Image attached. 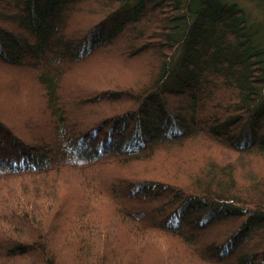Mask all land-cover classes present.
<instances>
[{
    "label": "trees",
    "instance_id": "1",
    "mask_svg": "<svg viewBox=\"0 0 264 264\" xmlns=\"http://www.w3.org/2000/svg\"><path fill=\"white\" fill-rule=\"evenodd\" d=\"M86 1L0 0V60L35 77L44 118L30 138L0 119V264H264V0H93L119 5L71 29ZM123 35L150 78L76 108L70 67ZM183 149L173 175L148 169Z\"/></svg>",
    "mask_w": 264,
    "mask_h": 264
},
{
    "label": "rangeland",
    "instance_id": "2",
    "mask_svg": "<svg viewBox=\"0 0 264 264\" xmlns=\"http://www.w3.org/2000/svg\"><path fill=\"white\" fill-rule=\"evenodd\" d=\"M118 3H110L108 7L104 8L101 5L94 3V1L89 0L83 2L77 9L79 11L73 13L70 19V28L74 30H85L92 22L98 21L101 17L106 15L109 11L118 7ZM131 38V37H130ZM128 38L127 35H123L115 42L114 46L110 49H99L94 54L84 59L81 62L75 63L72 67H70L69 77L71 78L72 88H64L65 92H71L76 96L75 101L77 102L76 108L84 109L86 103H80V101L84 99L78 98H86L83 93L86 92H95L101 91L105 88L111 87L112 81H122L129 82L133 80L136 76L134 70L139 69L142 70V75H140V79H149L150 77L146 73L149 68V64L146 63L149 61L147 57H140L134 60L125 59L121 53V50H126L129 45H132V40ZM129 61V62H128ZM42 91L38 89L36 85V79L32 76L31 72L28 70L6 66L4 62L0 60V119L5 122L6 126L10 129L11 132L16 133L17 135L30 138L32 136L33 128L30 127L34 124L36 120V124L41 126V122L44 118L41 116L42 112V101L41 97ZM74 97V96H73ZM88 98V97H87ZM79 100V102H78ZM103 103V102H102ZM130 102L123 104V101L111 105L102 104L100 105V110L98 113V118L94 114L90 116L89 122H96L98 119L100 120L102 115L113 113L119 111L121 108L124 109V106H128ZM85 104V105H83ZM88 104V103H87ZM89 107L94 106L93 104H88ZM109 107V108H108ZM124 107V108H123ZM41 116V117H40ZM96 117V118H95ZM34 122H33V120ZM26 125V126H25ZM34 135V134H33ZM193 147L197 148L196 145ZM190 149L191 146H189ZM200 148V147H198ZM190 149H183L182 151L176 154L178 157L171 156L169 154L159 152L156 156L150 159L151 164H148V169H152V171L165 173L174 172L173 165L170 163L169 159H173V163L177 160H189L191 158ZM189 150V151H188ZM172 157V158H169ZM198 158V157H197ZM196 161V160H195ZM203 161H205L204 157H200L198 162L195 163V167L199 164L203 165ZM170 168V171L168 170ZM130 168V167H128ZM198 168V167H197ZM115 172H120L118 167L114 168ZM125 172H131L129 169L124 170ZM151 171V172H152ZM172 171V172H171ZM103 173V172H102ZM100 172V174H102ZM175 173V172H174ZM104 174V173H103ZM158 174V173H156ZM168 175V174H167ZM183 176V175H182ZM183 178V177H180ZM185 178V177H184ZM183 178V179H184ZM107 206V207H106ZM105 208L107 211H102L99 213V216L102 218H107L111 215L110 204H107ZM68 219V216H66ZM54 219L48 220L50 223ZM64 224H67V221L59 219L58 227H61L62 230ZM48 226H51L47 224ZM62 233V232H58ZM123 237L128 239L129 233H123ZM128 242V240H127ZM73 244V245H72ZM77 243L74 239L71 240V246L67 245L64 251L66 253V258L69 260H76V251L75 248ZM94 247H98L94 246ZM106 250H109V247H105ZM104 249V250H105ZM106 252V251H105ZM125 256V255H123ZM73 260V261H74ZM128 263V258L124 261V264ZM160 260H152L150 264H159Z\"/></svg>",
    "mask_w": 264,
    "mask_h": 264
}]
</instances>
